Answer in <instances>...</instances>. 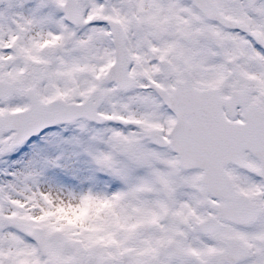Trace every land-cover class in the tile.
<instances>
[{
	"label": "snow or ice",
	"instance_id": "snow-or-ice-1",
	"mask_svg": "<svg viewBox=\"0 0 264 264\" xmlns=\"http://www.w3.org/2000/svg\"><path fill=\"white\" fill-rule=\"evenodd\" d=\"M0 264H264V0H0Z\"/></svg>",
	"mask_w": 264,
	"mask_h": 264
}]
</instances>
